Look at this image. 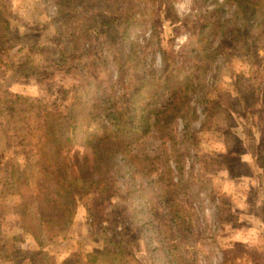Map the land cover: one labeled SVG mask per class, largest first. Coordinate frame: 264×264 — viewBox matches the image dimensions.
I'll list each match as a JSON object with an SVG mask.
<instances>
[{"label":"rangeland","instance_id":"rangeland-1","mask_svg":"<svg viewBox=\"0 0 264 264\" xmlns=\"http://www.w3.org/2000/svg\"><path fill=\"white\" fill-rule=\"evenodd\" d=\"M0 17L9 21L0 38V264L72 263L118 242L131 264H162L151 225L167 218L163 191L194 211L190 241L205 243L194 264L264 262V221L255 218L264 219L262 0H0ZM170 76L147 114L161 118L176 97L162 122L170 137L150 127L130 148L162 181L117 172L106 193L79 185L70 224L23 234L12 165L30 162L42 105L51 118L69 115L100 85L128 110L143 83ZM82 154L76 146L68 158ZM116 158L113 172L124 165ZM41 187L34 180L33 191Z\"/></svg>","mask_w":264,"mask_h":264},{"label":"trees","instance_id":"trees-1","mask_svg":"<svg viewBox=\"0 0 264 264\" xmlns=\"http://www.w3.org/2000/svg\"><path fill=\"white\" fill-rule=\"evenodd\" d=\"M8 32L9 21L0 17V38ZM170 87L171 76L143 83L135 92L133 106L128 110L116 107L106 96L103 97L100 85L85 90L80 98L82 102L76 104L73 101L69 115L55 112L54 118H51V105L44 103L35 125L30 126L34 139L30 162L23 166L16 162L12 165V184L19 196L14 214L20 231L31 237H40L41 227L45 224L66 227L76 212L79 185H95L98 192L106 193L112 183V173L121 172L120 175H123L129 172L132 176L155 173L157 179L162 181L163 176L156 173L154 166L141 164L143 159L131 153L130 148L144 137L150 127L161 128L166 139L170 137V126H164L162 122L166 116L170 120L175 113L176 97L163 111L161 118L155 116L151 119L147 115L159 90ZM101 119L104 124L98 133L95 127ZM76 146H82V156L69 159L68 152ZM117 156L123 158L124 165L115 167L113 172V161ZM34 180L42 182L38 194L32 188ZM160 197L167 218L157 223L153 221L151 232L157 238L156 245L162 249V264H194L198 256L204 254L205 243L196 245L190 241L196 224L193 209L174 198L170 191L161 192ZM182 246L184 250L180 249ZM183 256L186 258L182 259ZM223 260L224 264H228L226 257ZM61 264L131 262L125 248L118 242L113 250L87 252L80 260L69 263L65 259ZM229 264L238 263L234 259Z\"/></svg>","mask_w":264,"mask_h":264},{"label":"crops","instance_id":"crops-1","mask_svg":"<svg viewBox=\"0 0 264 264\" xmlns=\"http://www.w3.org/2000/svg\"><path fill=\"white\" fill-rule=\"evenodd\" d=\"M260 186H264V183L263 184H260ZM259 202H257V205L259 204ZM262 216H263V214L262 215H258L257 214L255 218L258 219L259 222H261V221H264V219H262ZM258 239H259V237H258ZM263 261H264V259H263ZM261 264H264V262L261 263Z\"/></svg>","mask_w":264,"mask_h":264}]
</instances>
